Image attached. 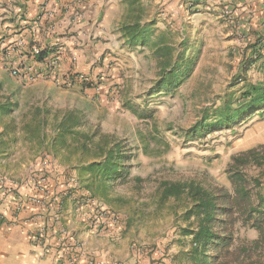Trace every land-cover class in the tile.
I'll return each instance as SVG.
<instances>
[{
    "label": "rangeland",
    "instance_id": "374dc122",
    "mask_svg": "<svg viewBox=\"0 0 264 264\" xmlns=\"http://www.w3.org/2000/svg\"><path fill=\"white\" fill-rule=\"evenodd\" d=\"M147 10L144 5L140 12ZM261 14L260 27L246 37L238 29V44L226 51L216 47L220 39L211 23L203 34L190 24L188 31L174 26L169 39L174 56L178 60L182 56L183 63L193 59L189 73L180 77L176 87L160 85V70L168 57L165 51L152 52L153 43L148 40H117V48L106 52V69L93 76L99 85L95 91L109 85L110 96L102 105L83 103L70 91L60 92L43 83L49 79L63 89L74 84L90 88L66 80L83 72L53 79L37 66L42 75L28 79L11 74L21 59L0 61V134L4 129L11 134L8 150L0 152V173L23 183L30 174H42L46 192L50 175L59 173L64 176L63 191L86 192L80 205L90 201L113 214L122 222L121 235L128 246L146 256L154 252L158 264H199L191 251L201 247L190 233L197 229L198 220L184 214L191 200L185 196L161 199L159 190L161 181L193 180L221 195V208L210 227L226 242L216 238L215 244L202 248L207 256L204 264H264V110L207 134L193 129L228 99L239 98L246 84L264 79V9ZM135 44L143 45L145 51L140 60L142 74L135 72L134 59L126 53V47ZM41 129L45 137L36 141ZM57 129L60 132L54 135ZM31 139L35 145L28 144ZM55 145L66 147L61 152ZM114 146L115 160L125 167L126 175L94 176L88 164L103 161ZM249 149L255 151V159L235 167L244 179L239 184L229 165L235 155ZM55 160L67 166L56 168ZM239 188L244 196L237 192Z\"/></svg>",
    "mask_w": 264,
    "mask_h": 264
},
{
    "label": "crops",
    "instance_id": "0c3cea01",
    "mask_svg": "<svg viewBox=\"0 0 264 264\" xmlns=\"http://www.w3.org/2000/svg\"><path fill=\"white\" fill-rule=\"evenodd\" d=\"M144 5L148 7L145 14L140 12ZM187 8L195 11L189 14ZM263 9L264 0H0V61L12 58L18 61L26 58L33 46H40L43 54L58 52V76L68 72L94 76L97 71L106 69L107 50L117 48V40H129L123 26L134 23L146 28L144 39L153 43L152 52L159 39L173 45L169 39L174 26L188 31L190 24L194 26L193 31L203 34L211 28L209 23L218 31L220 44L216 47L226 51L238 44L239 31L246 37L260 27ZM143 48L139 44L126 47V53L134 59L135 72L140 74L143 73L140 68ZM42 60L34 61L36 67L43 66ZM43 83L60 92L70 91L83 103L106 104L110 96L107 84L103 90L95 91L92 87L76 84L63 89L49 79ZM59 132L57 129L54 135ZM10 136L5 129L0 134V152L8 150ZM44 137L41 129L35 140L43 141ZM35 140L31 139L28 144L35 145ZM65 147L54 146L61 152ZM57 160L54 167L67 166L56 164ZM72 181L74 179L67 181L68 186ZM62 182H65L64 176L52 173L49 190L41 195V202L29 203L17 214L12 210L10 197L0 204L5 214V220L0 223V264H58L59 224L74 234L83 248L106 264H158L154 252L146 256L128 246L125 236L121 235V221L109 223L99 232L86 228L84 218L90 206L80 205L86 192L72 189L65 192L60 185ZM20 183L18 193L25 199L33 190L28 181ZM56 218L59 221L53 225ZM37 236L42 237L41 244L36 242Z\"/></svg>",
    "mask_w": 264,
    "mask_h": 264
},
{
    "label": "trees",
    "instance_id": "16d2710c",
    "mask_svg": "<svg viewBox=\"0 0 264 264\" xmlns=\"http://www.w3.org/2000/svg\"><path fill=\"white\" fill-rule=\"evenodd\" d=\"M125 35L128 36L129 41L131 42H144L147 36V30L144 26H141L139 23L127 24L123 26ZM165 51L168 55L167 59L164 60L162 69L160 70L161 79L160 85L169 87H176L180 84L182 75L187 76L191 69L193 62L192 58L184 60L181 56V59L178 60L174 56L173 45H169L167 41L159 39L157 41V46L155 52ZM43 51L37 60H40L44 57ZM263 75H264V57L261 62ZM248 67H246L247 69ZM259 110H264V79L257 81L255 83H248L245 85L243 91H241L240 97L232 101L228 99L221 106L217 107L214 110L212 116H203L196 125L193 126V129L198 134H207L211 129H221L229 127L234 123L240 122L244 117L249 116ZM193 130V131H194ZM116 147L109 148L104 155L103 161L92 162L88 164L89 171L96 177L112 179L114 177H122L126 175L127 170L123 165L115 160L117 157ZM255 151L249 149L244 152H240L235 155L234 163L229 165V170L233 174V180L239 184L244 183L240 172H236L235 167L237 164H246L250 158L255 159ZM256 162H258L256 160ZM236 172V173H235ZM95 178V177H94ZM160 197L161 199H179L182 196H185L191 200V206L185 211L186 217L194 216L198 220V226L195 231L190 233L193 234L194 244L201 249L194 248L191 251L192 256L195 258V261L198 260L199 264H204L206 262L207 256L204 253V248L207 244H215L214 239H218L219 242L223 241L219 236H216L211 230V223L214 220V217L218 210H220L221 195L216 193H211L203 185H200L193 180H184L177 182L170 181H161L159 183ZM241 193L242 196L245 195L243 188H239L237 191Z\"/></svg>",
    "mask_w": 264,
    "mask_h": 264
},
{
    "label": "built area",
    "instance_id": "2783aa9c",
    "mask_svg": "<svg viewBox=\"0 0 264 264\" xmlns=\"http://www.w3.org/2000/svg\"><path fill=\"white\" fill-rule=\"evenodd\" d=\"M41 54L42 48L40 46H33L26 58L21 59L18 64L12 66L11 74L28 79H36L37 77H40L42 73L36 68L34 61H37L38 56ZM58 60V52L53 51L43 58V66H40L44 69V72L50 75L53 79H57L58 77L56 70ZM71 79L93 87L94 89L99 88L98 79H95V77L87 73H80L78 75L70 74L69 76H66L67 81H72ZM28 182L30 188L33 190V193L24 199L18 193L21 183L6 174L0 173V204L4 202L6 197H10L14 213L27 207L29 203L39 204L42 200L41 195L46 192L45 177L39 173L30 174ZM87 205L90 206V212L84 218L87 226L86 228L99 232L105 230L109 223H115L117 221L113 214H110L103 208L97 207L93 202L88 201ZM4 220V211L0 210V222H3ZM59 233L60 258L58 264H106L105 262L98 260L95 255L83 248L74 234L66 228L60 226ZM35 238L38 244L42 243L41 236H37Z\"/></svg>",
    "mask_w": 264,
    "mask_h": 264
}]
</instances>
